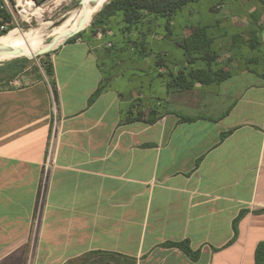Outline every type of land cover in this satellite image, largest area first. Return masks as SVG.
<instances>
[{
    "label": "crops",
    "instance_id": "0c3cea01",
    "mask_svg": "<svg viewBox=\"0 0 264 264\" xmlns=\"http://www.w3.org/2000/svg\"><path fill=\"white\" fill-rule=\"evenodd\" d=\"M113 28L99 38L91 26L54 49L51 74L32 61L0 64V264H70L90 252L136 264H256L264 0H197L170 22ZM199 28L213 67L230 76L173 88ZM55 109L56 167L34 231Z\"/></svg>",
    "mask_w": 264,
    "mask_h": 264
},
{
    "label": "trees",
    "instance_id": "16d2710c",
    "mask_svg": "<svg viewBox=\"0 0 264 264\" xmlns=\"http://www.w3.org/2000/svg\"><path fill=\"white\" fill-rule=\"evenodd\" d=\"M35 1L38 5H41L48 0ZM195 1L197 0H111L109 3L105 4L103 8L101 7L102 9L100 8L101 10L98 11L99 13L91 26L96 28V33L101 30L104 32V35H107V31L110 30L115 33L113 24H119V31L123 34H127V32L139 29L140 26L151 17L166 19L167 22H170L186 6ZM4 23L12 25V16L7 10L1 8L0 2V36L5 35V33L7 34L8 31L7 29H1ZM11 28H13V26ZM82 33L83 31L67 41L76 40ZM185 43L186 62L190 67L187 66L182 68L180 73L172 78L171 85L173 88L182 90L190 89L196 82H202L204 84L212 82L221 83L230 76L229 72L223 69L216 70L213 67L211 40L207 36L206 29H197ZM112 45L114 46V43H112ZM198 53H202L203 56L198 58L196 56ZM49 55L50 53L46 56ZM199 59L206 62L207 66L205 68L196 67V63ZM18 61L23 62L22 69H25L26 64L31 62V59L24 57L18 58ZM42 67L47 74L52 73V63L48 59L43 60ZM40 69L41 67L34 66V70L40 71ZM100 92L101 89L96 92V95ZM138 119H143V112L138 113ZM185 119L193 120V118L190 117ZM147 121L152 122L154 119H149ZM175 245L182 248L187 254L194 256L188 244L181 243ZM123 259L125 260L124 264H136V261L131 258H124L121 255L107 252H90L78 260L70 262V264H115L119 262L118 260ZM256 264H264V241H262L257 248Z\"/></svg>",
    "mask_w": 264,
    "mask_h": 264
},
{
    "label": "rangeland",
    "instance_id": "374dc122",
    "mask_svg": "<svg viewBox=\"0 0 264 264\" xmlns=\"http://www.w3.org/2000/svg\"><path fill=\"white\" fill-rule=\"evenodd\" d=\"M80 1L81 0H48L47 2L41 5L37 4L35 11H32L31 14H23V15L18 14L17 10L14 9L15 18L12 16V25L4 23L5 29H7L8 31L11 30L10 32L7 31V34L6 33L5 34L8 37H12L22 31H30L39 28L42 31L43 35L40 37L39 36L32 37L30 50L33 51L34 49L36 50L44 49L49 43L52 42L54 38H57L62 34V30H61L62 28H58L60 27L61 24L57 25V23L64 20L65 16L68 17L71 16L72 14L78 13V11L82 7L80 6ZM106 1L107 0H102L100 6L103 7ZM96 16L97 14L89 22V24L86 26L85 29L91 27V24L95 20ZM12 26L13 28H11ZM52 52H54V50H52L49 53ZM47 54H40L37 57L30 59L34 64H36L35 66H39L41 67V69L44 70V68L42 67V63L43 60L48 59V57L46 56ZM19 56H23V55L19 54ZM15 57L16 56H11L10 58L2 59L0 60V64L5 66L10 62L18 61V58Z\"/></svg>",
    "mask_w": 264,
    "mask_h": 264
},
{
    "label": "built area",
    "instance_id": "2783aa9c",
    "mask_svg": "<svg viewBox=\"0 0 264 264\" xmlns=\"http://www.w3.org/2000/svg\"><path fill=\"white\" fill-rule=\"evenodd\" d=\"M0 2H1V8L7 10L14 18H15L14 9L17 10L18 14L23 15V14H31V12L35 11V8L37 7V3L35 0H0ZM1 29L2 30L5 29V25H2ZM107 34H113V31L111 30L107 31ZM97 35L99 38H102L104 36V32L100 30L97 33ZM107 46L111 47L112 44L108 43ZM58 124H59L58 115H57V110L55 109L54 125L48 145V155H47V159L42 164V171H41L39 188H38V204L36 207V212L33 220L34 231H37V228L40 224L42 204L46 199L49 190L53 168L56 167L55 150L60 135L59 134L60 128Z\"/></svg>",
    "mask_w": 264,
    "mask_h": 264
},
{
    "label": "bare ground",
    "instance_id": "6f19581e",
    "mask_svg": "<svg viewBox=\"0 0 264 264\" xmlns=\"http://www.w3.org/2000/svg\"><path fill=\"white\" fill-rule=\"evenodd\" d=\"M100 2L96 4H89L88 0L86 1V4L88 6V9L86 10L84 6L81 7V9L78 11V13L72 14L71 16L66 17V20L60 25L58 28H62V34L73 31L78 26L80 20L84 17H86V26L89 24V22L93 19V17L98 13L100 10ZM44 9V8H43ZM46 9V8H45ZM36 14V13H35ZM40 14V12H39ZM57 29V28H55ZM46 33V32H45ZM61 34V35H62ZM42 31L38 28L35 30L30 31H22L12 37H8L5 35L0 36V46H4L10 49H16L19 50L20 55L23 54H35L41 51L42 49H34L33 51L30 50V44L32 42V37L35 36H42ZM64 41V38L60 40V43ZM58 43V44H60ZM57 46V45H56ZM13 55H8L2 53L0 51V60L5 58H10Z\"/></svg>",
    "mask_w": 264,
    "mask_h": 264
},
{
    "label": "water",
    "instance_id": "95a60500",
    "mask_svg": "<svg viewBox=\"0 0 264 264\" xmlns=\"http://www.w3.org/2000/svg\"><path fill=\"white\" fill-rule=\"evenodd\" d=\"M86 1L87 0H81L80 1V6H84V8L87 10L88 9V6L86 4ZM102 0H88L89 4H96L98 2H100ZM111 0H107L105 4L109 3ZM104 4V5H105ZM103 5V6H104ZM103 8V7H102ZM101 8V9H102ZM100 9V10H101ZM99 10V11H100ZM99 13V12H98ZM97 13V14H98ZM66 17L64 18V20L60 21L57 23V25H60L62 24L65 20H66ZM94 18V17H93ZM86 17L82 18L78 24V26L76 27L75 30L73 31H68L60 36H58L57 38H54L52 40L51 43H49L44 49H42L41 51H39L38 53L34 54V55H31V54H23V56H19L20 52L19 50H14V49H10V48H7V47H4V46H0V51H2V53L4 54H8V55H13V56H16L15 58H22V57H26V58H34V57H37L38 55L40 54H47L49 52H51L52 50L56 49L57 47H59L61 44L65 43L68 39L70 38H73L74 36L78 35L80 32H82L85 28H86ZM64 38V41L60 43V40ZM60 43V44H58ZM57 45V46H56ZM14 58V59H15Z\"/></svg>",
    "mask_w": 264,
    "mask_h": 264
}]
</instances>
